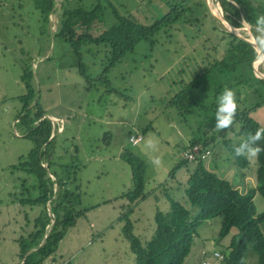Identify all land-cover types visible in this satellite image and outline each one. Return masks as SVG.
Wrapping results in <instances>:
<instances>
[{
	"label": "rangeland",
	"instance_id": "rangeland-1",
	"mask_svg": "<svg viewBox=\"0 0 264 264\" xmlns=\"http://www.w3.org/2000/svg\"><path fill=\"white\" fill-rule=\"evenodd\" d=\"M81 1L86 5L95 2ZM114 2L120 11L127 10L138 13L141 18L143 15L149 18L144 0ZM71 3L74 6L78 0H71ZM55 5H59V0H55ZM189 5L197 10V16L204 23L203 28L196 32L195 25L184 24L164 41L160 40L164 35L158 33L154 38L160 43L152 48L144 40L139 41L132 52L126 53L120 62L107 70L106 82L92 80L89 86L88 80L78 73V61L69 43L53 36L57 11H51L48 22H45L30 0H0V199L9 196L5 195L7 191L11 192V198L33 199L39 194L36 179L31 173L11 168L32 147L30 138L23 135L25 120L19 121L24 113L19 96L25 92L20 73L26 64L30 66L31 83L44 115L48 118H52L51 115L62 117L63 126L56 121L60 133L55 142L57 152L53 156L56 163L51 170L65 174V179L75 175L79 186L76 194L80 207L85 209L84 215L65 229L59 242L58 253L54 255L56 260L60 262L68 258L61 264H136L129 242L121 233L123 221L120 214L126 208V202L118 196L131 186L129 165L119 157L122 149L137 155L145 166L148 195L134 206L130 215L133 233L141 242L153 232L156 206L163 211L169 209L164 189L189 207L179 184L185 180L184 169H192L194 162L188 161L185 167H180L173 178L168 174L181 158V145L189 144V139L195 136L193 132L198 134V125L194 119L184 122L185 117L170 99L199 68L201 55L206 53L219 58L224 46L221 42L218 52L213 49L218 40L212 35L214 31L208 32L216 25L210 2L192 0ZM239 20L241 25L232 30L252 41L250 36L239 30L246 28L251 32L250 25L242 15ZM105 22V25L110 23L111 16L108 15ZM81 54L90 76L101 72L107 63L101 45L94 46L91 52L83 48ZM258 66L264 72V59ZM253 115L263 116L264 110ZM192 117L187 115L186 119L191 120ZM205 130L206 136L216 131L208 127ZM131 132L139 133L141 140L135 144L129 142ZM232 135L230 130L225 132V137ZM148 139L155 142L154 150H143ZM209 149L211 152L204 159L208 169L242 191L255 184V156L251 157L247 167L242 168L218 141L214 145L211 143ZM156 156L160 160L158 165L152 163V157ZM64 166L68 169L67 173L63 171ZM254 203L258 210L264 208V200L258 194L254 196ZM40 205L34 204L32 208L40 210ZM25 206L26 217L30 218L32 212L28 210V205ZM220 221V216H215L197 227L191 252L184 264H201L204 258L217 264L211 252H222L231 235L229 233L223 239H217ZM7 224L2 225L4 234L9 230ZM22 228L28 229L24 225ZM66 249L70 250L65 253ZM16 257L18 254H12V258ZM6 259L8 253L0 250V262L7 264ZM246 261L256 264L255 255L249 254Z\"/></svg>",
	"mask_w": 264,
	"mask_h": 264
},
{
	"label": "trees",
	"instance_id": "trees-1",
	"mask_svg": "<svg viewBox=\"0 0 264 264\" xmlns=\"http://www.w3.org/2000/svg\"><path fill=\"white\" fill-rule=\"evenodd\" d=\"M30 1L45 22H48L51 11H57L53 36L61 37L69 43L78 61V73L88 80L86 82L89 86L92 80L106 82L107 70L120 62L126 53L132 52L139 41L144 40L152 48L160 43L154 38L158 33L164 35L160 37L164 41V38L171 36L172 31L184 24L190 27L195 25L196 32L204 26L196 14L197 10L189 5L192 0H144L149 18L145 15L141 18L138 13L133 14L127 10L120 11L114 0H94L90 5L78 0L74 6L71 0H59L58 6L55 5V0ZM219 3L234 27L241 25L239 19L242 15L250 25L252 35H256L254 24L259 9L251 5L249 0H219ZM108 15L111 16V22L105 25L103 23H106ZM213 17L216 25L208 32L214 31L215 34L212 35L217 37L218 41L213 45L215 52H218V46L223 42L221 56L213 58L206 53L201 55L199 68L194 70V75L184 82L170 100L174 101L173 104L185 117L184 122L189 123L194 119L198 125V134L193 132L195 136L189 139V144H182V149L198 142L202 143L203 148L209 149L211 143L214 145L218 141L225 146L237 166L244 168L249 165L251 156H237L233 149L241 141L247 140L248 135L253 134L257 128H264V115H253L254 112L257 115L264 110V80L254 75L249 64L254 63L257 50H252L247 40L232 38L220 20L214 15ZM99 45L104 49L107 63L101 72L90 76L82 62L81 50L84 48L91 52L94 46ZM201 46L205 48V44ZM29 67L25 64L20 73L25 92L19 96L24 108L19 121L25 120L23 135L30 138L32 147L11 168L25 170L36 179L38 196L33 199L21 197L20 202L30 206L39 203L41 209L34 219V229L19 241V247L20 256L23 257L22 264H43L47 257L54 256L65 229L73 226L76 219L84 215L85 209L80 207L76 194L79 186L75 175L65 179V174L51 170V166L56 163L53 156L57 152L55 142L60 133L59 124L44 115L45 112L35 97ZM225 88L232 89L236 99L237 108L233 122L227 128L213 130L206 136L205 128H214L216 98ZM187 115L193 116L192 119H186ZM227 130L232 132V137H225ZM217 136L220 138L217 139ZM255 144L260 145L262 150L255 156L253 186L245 191L239 190L230 181L208 169L204 159L193 160V168L184 169L185 180L179 184L189 207L164 189L163 194L167 198L169 209L163 211L156 206L153 214L154 229L144 242L133 233L130 215L134 206L148 195L145 189V166L137 155L126 149L121 150L119 157L129 165L131 172V186L118 196L126 202V208L120 214V220L123 221L121 233L129 242L136 264H183L197 227L215 216L221 218L217 239L224 238L229 233L231 235L225 249L219 251L222 258H214V263L248 264L247 256L253 254L256 264H264V208L258 210L254 203L256 194L264 200V134ZM187 162L181 156L168 175L173 178L176 171L182 166L185 167ZM64 168L63 171L67 173V167ZM47 205L51 215L47 212ZM47 224L50 227L40 244ZM33 247L36 249L29 251Z\"/></svg>",
	"mask_w": 264,
	"mask_h": 264
},
{
	"label": "crops",
	"instance_id": "crops-1",
	"mask_svg": "<svg viewBox=\"0 0 264 264\" xmlns=\"http://www.w3.org/2000/svg\"><path fill=\"white\" fill-rule=\"evenodd\" d=\"M249 2L255 8L259 9L258 15H264V0H249ZM215 4H218V0H210L211 9L213 11L215 10L214 13L216 14V17H219L220 14H218L216 12V8L214 7ZM220 17L222 19V22L226 26L229 25L221 15H220ZM233 29H238V28H233ZM239 30H241V32L243 34H246L247 36H250L247 33V32H250V31H248L246 28H242V29H239ZM232 33L236 34V32H233V30H232ZM250 38L252 39V41L254 40V38H252L251 36H250ZM243 39H246V38L243 37ZM261 59H264V53L262 51H261V55L257 52V57H256L254 63H256L258 65ZM50 117L57 118V119H61L62 118V117L54 116V115H51ZM131 133H133V132H131ZM131 133H129V134H131ZM5 195L6 196L9 195V196L6 199H4V200L0 199V250L2 251V253L3 252L8 253V259H6L7 260V262H6L7 264H19L21 259H23V257L20 256L19 241L21 239L25 238L27 236L28 232H30V231H32L34 229V219L36 218L37 215H39L40 210L39 209L34 210L32 208V206L28 205V210H30L32 212L31 217L28 218V217H26V208H25L26 207L25 205H27V204H22L20 202V198L21 197H19V198H15V197L11 198V192L10 191H7L5 193ZM47 212H48L49 215H51L50 210L48 208V205H47ZM21 214L23 215V217L21 216ZM52 221H53V219L50 220L51 223H52ZM3 224H7V227L9 228L8 233H6V234H4L2 232V225ZM22 225H24L25 228H28V229H24V228L21 229ZM49 227H50V224H47L45 233L43 235V238L41 239L40 244L43 243L44 237H45L46 233L48 232ZM61 241H62V239H61ZM5 243H7V244L4 246ZM34 249H36V248L33 247L29 251L34 250ZM69 250L70 249H66V250H64V252L66 253ZM190 252H191V247H190L189 253ZM56 253H58L57 250H56ZM59 253L63 254V252H59ZM189 253H188V255H189ZM12 254L14 256L16 254H18V257H16L17 259L16 258H12ZM188 255L186 257H188ZM186 257H185V259H186ZM67 259L68 258H66V259H64L62 261L60 260V262H59V261L56 260L55 256L51 255V256L47 257L43 261V264H61L62 262L66 261ZM185 259H184V261H185ZM184 261H183V264H184ZM0 264H3V262H0Z\"/></svg>",
	"mask_w": 264,
	"mask_h": 264
},
{
	"label": "clouds",
	"instance_id": "clouds-1",
	"mask_svg": "<svg viewBox=\"0 0 264 264\" xmlns=\"http://www.w3.org/2000/svg\"><path fill=\"white\" fill-rule=\"evenodd\" d=\"M254 32L256 33V35L254 37L253 43L257 47L264 49V15H258L255 18ZM236 108L237 104L233 90L230 88H225L223 92L216 98L214 128L216 130H220L222 128H227V126L232 124ZM56 120L61 119L56 118ZM56 120L52 121L51 119L52 122H56ZM262 134H264V128H257L253 134H249L247 140L241 141L239 146L233 149L235 155H246L251 157L256 156V154L259 153L262 149L260 145L255 144V142L262 139ZM154 147L155 142L152 139L145 140L143 150H154ZM152 163L158 165L160 163L159 157H152ZM213 251L219 250H212V252Z\"/></svg>",
	"mask_w": 264,
	"mask_h": 264
},
{
	"label": "built area",
	"instance_id": "built-area-1",
	"mask_svg": "<svg viewBox=\"0 0 264 264\" xmlns=\"http://www.w3.org/2000/svg\"><path fill=\"white\" fill-rule=\"evenodd\" d=\"M57 122L62 123L61 120H56ZM141 140V135L137 132L131 133L128 136V141L132 144H135ZM210 153V150L208 148H203L201 144H193L188 145L186 148L182 149L181 156L183 159L188 161H193L197 159H205L207 155ZM213 258L220 259L222 258V253L219 251H213L212 252ZM23 260L19 262V264H22ZM201 264H212V262L208 259L202 260Z\"/></svg>",
	"mask_w": 264,
	"mask_h": 264
},
{
	"label": "water",
	"instance_id": "water-1",
	"mask_svg": "<svg viewBox=\"0 0 264 264\" xmlns=\"http://www.w3.org/2000/svg\"><path fill=\"white\" fill-rule=\"evenodd\" d=\"M206 2L208 3V2H210V0H206ZM214 7L216 8V12L218 13V14H220L224 19H225V21L229 24V25H225L223 22H222V19H221V17L219 16V17H217L225 26H226V30L229 32V34H230V36L232 37V38H237V39H242V40H244V41H246L245 39H243V37H241L239 34H234V33H232V29L233 28H236V27H234L232 24H231V22L228 20V18H227V14L223 11V9H222V7H221V5H220V3L218 2V4H215L214 5ZM212 11V10H211ZM215 16H216V14L214 13V12H212ZM248 33V35H250L252 38H254L255 36H253L252 35V33L251 32H247ZM248 42V41H247ZM249 43V42H248ZM251 44V43H250ZM251 46H252V50H254L255 48H257V46L255 45V44H251ZM259 48V47H258ZM260 49V48H259ZM261 50V49H260ZM249 64H250V67L252 68V70H253V72H254V75L255 76H257V77H260V78H262L263 80H264V72L259 68V66L256 64V63H250L249 62ZM50 119H52V121H55L56 120V118H50Z\"/></svg>",
	"mask_w": 264,
	"mask_h": 264
},
{
	"label": "bare ground",
	"instance_id": "bare-ground-1",
	"mask_svg": "<svg viewBox=\"0 0 264 264\" xmlns=\"http://www.w3.org/2000/svg\"><path fill=\"white\" fill-rule=\"evenodd\" d=\"M215 11V10H214ZM220 16V15H219ZM233 32H234V30H233ZM245 40H247V39H245ZM247 41H249V40H247ZM251 44H254L253 43V41H249ZM256 50H257V52L261 55V51L259 50V48L257 47V48H255Z\"/></svg>",
	"mask_w": 264,
	"mask_h": 264
}]
</instances>
